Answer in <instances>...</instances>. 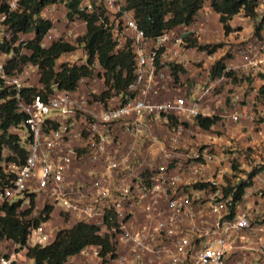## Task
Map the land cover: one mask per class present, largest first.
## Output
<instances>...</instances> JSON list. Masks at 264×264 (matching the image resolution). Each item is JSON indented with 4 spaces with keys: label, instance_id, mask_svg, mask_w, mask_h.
Returning <instances> with one entry per match:
<instances>
[{
    "label": "built area",
    "instance_id": "built-area-1",
    "mask_svg": "<svg viewBox=\"0 0 264 264\" xmlns=\"http://www.w3.org/2000/svg\"><path fill=\"white\" fill-rule=\"evenodd\" d=\"M19 2L7 0L8 13L18 12ZM68 2H75L76 10L86 15L98 9L104 11L108 19L105 27L116 41V48L120 46L119 36H124V42L126 39L130 41L135 78L124 97L112 91L111 97L105 101L106 106L92 99L94 104L90 106L94 105L97 111L86 114L85 96L74 97L79 86L75 92L54 87L46 100L36 96L27 101L20 95L25 86L16 77L6 76L0 62V80L5 87L16 91V109L25 115L19 128L12 132L18 135L20 144L26 150L22 162L8 150L0 152V207L19 204L18 210L23 211L29 208L30 197L33 196L35 208L29 219L46 206L53 209L47 220L31 225L23 244L9 239L0 240V264H17L30 248L53 243L57 233L53 232V228L60 230L76 223L93 225L98 228L99 236H109L115 257H106L107 264H148L149 259L153 262L151 264H254L245 256L235 258L238 251L244 250L237 245L244 238V232L254 230L264 235V225L255 227L248 215L236 214L238 205L253 183L245 189L234 217L228 219L231 199L223 196V188L235 185L224 183L229 171L228 157H223L221 161L211 153L210 147L201 145L199 140L195 143L193 140L190 150L178 147L182 133L188 130L189 124L194 125L196 117H210L204 115L200 108L210 90L216 84L232 79L222 74L213 81L209 80L207 88L196 85L191 100L186 95H180L163 103H152L149 97L156 92L158 84L166 90L176 84L171 75L172 67L188 70L186 54L194 48L184 50V38L190 34L197 38L196 34H175L170 30L157 38H146L133 14L126 10L127 0H64L48 6L49 13L59 5L65 9L66 17ZM256 3V18L261 16V21L264 18V0H256ZM208 8L203 7L197 15ZM8 13L0 14V45L10 42L13 37L7 22ZM41 18L51 21L53 26L56 22L53 15ZM254 27L252 44L239 51L244 63L227 67V70L241 69L252 72L251 75L256 72L264 74V26L259 36L254 35ZM250 28L251 25L245 32ZM232 29L229 34L241 30L237 27ZM53 31L56 32L54 27L43 38L42 48H48L60 39V33L54 34ZM220 32L222 36L229 35H224L222 26ZM21 35L27 34H18L15 46L25 43L20 39ZM219 49L208 57L215 56L221 51ZM101 76L103 78V73ZM237 100L238 96L233 95L230 102L235 105ZM168 116L177 121L172 129L168 127ZM151 117L164 123L169 132L165 139H149L158 153L156 159L139 162L133 146L122 155L110 150L117 141V127L121 132L137 138ZM229 118L239 121L241 114L232 112ZM260 136L264 138V132ZM77 162L93 166L87 183L78 184L70 179V170ZM214 162H218L219 166L206 179L205 173ZM196 183H207L208 187L194 190L192 187ZM200 198L206 201L197 204ZM37 200H40L41 207H38ZM36 208H39L37 214ZM137 211L143 214L144 224L134 228L133 217ZM109 214L114 220L110 228L105 223ZM42 217L45 218V214ZM53 217L58 218V224L51 223ZM98 251L99 248L94 247L92 254L100 260ZM256 261L257 264H264L263 246L258 250Z\"/></svg>",
    "mask_w": 264,
    "mask_h": 264
},
{
    "label": "trees",
    "instance_id": "trees-1",
    "mask_svg": "<svg viewBox=\"0 0 264 264\" xmlns=\"http://www.w3.org/2000/svg\"><path fill=\"white\" fill-rule=\"evenodd\" d=\"M64 0H20L18 12L8 13L7 0H0V14L8 13V23L12 29L13 37L10 42L0 45V52L11 57L3 63L5 75L17 76L23 72L26 65L37 68L38 83L40 88L25 87L20 95L27 101L39 96L46 100L47 96L56 87L58 90L75 92L82 79L94 76V65L98 64L103 70V84L107 88L100 95L91 94L94 101L101 102L111 97V92L126 95V89L134 81L135 65L130 41L126 39L122 50H116V41L113 40L109 29L105 27L108 19L104 11L98 9L96 12L86 15L76 10L75 2L66 3L68 22L80 20L85 24V33L75 40V44L58 39L48 48H42L41 42L47 33L53 28V23L41 18L42 11L58 2ZM204 0H127L125 8L133 14L138 28L144 36L149 39L159 37L163 32L173 30L178 26H189L194 23L197 13L203 8ZM256 0H211L209 8L218 14V22L222 26L224 35H228L233 29L230 26L232 18L240 13L249 19H256ZM264 26V18L254 27V35L259 36ZM18 34H33V38L25 43L15 46ZM186 48H194L208 55L215 53L222 44H200L193 34L184 38ZM83 47L86 61L82 65L63 63L57 69V61L64 55L76 51L77 46ZM25 49L27 54H23ZM179 73L184 74L179 67L171 68L174 82L179 80ZM224 74L227 78L236 80L233 71L227 70L225 58L216 61L209 70L208 78L215 80ZM264 95V88L261 89ZM16 91L12 87H5L0 80V152L8 150L15 154L22 162L25 159L26 150L20 144L19 137L12 132L19 128L25 120V115L16 109ZM220 121V117L213 115L204 117L199 115L194 120V125L203 131H210ZM177 121L168 116V127L172 129ZM233 171L238 166H232ZM264 171V166L252 169L245 180H240L234 186L223 188V196L230 197L228 208V219L235 215L236 206L241 202L245 189L250 187L253 179ZM207 183H196L194 190H204ZM19 204L0 207V240L9 239L23 244L28 229L32 224L37 225L48 219L52 207L46 206L39 214L30 218L35 208V199L30 197L28 209L18 210ZM45 214V218L42 217ZM107 227L114 224L112 214L106 217ZM98 228L93 225L76 223L69 228L57 231L53 243L44 247L30 248L26 257L32 264H68L69 260L80 254L88 247H98V257L101 264H107L106 257H115L114 247L110 243L109 236H99Z\"/></svg>",
    "mask_w": 264,
    "mask_h": 264
},
{
    "label": "rangeland",
    "instance_id": "rangeland-1",
    "mask_svg": "<svg viewBox=\"0 0 264 264\" xmlns=\"http://www.w3.org/2000/svg\"><path fill=\"white\" fill-rule=\"evenodd\" d=\"M210 2V0H204L203 7L207 9ZM64 12L65 9L62 6L57 5L55 6V10L49 13V15H53V17L56 19V22L54 23L56 32L53 31L52 33L56 34L58 32L60 33L58 38H61L65 41L68 40L67 42L71 41V43L75 44V40L85 33V26L80 20H77L78 23L76 25H71V22L65 21L66 17L64 16ZM205 13H207V10L203 12V15ZM240 17H243L242 14ZM260 17L261 16L258 15V18L250 19L248 21V23H250L249 25H251V28L249 31L245 32L242 38L243 40L236 37L234 38L235 42L228 43L222 40V31L220 32L218 30H214V32L210 36L211 38H208V33L206 35L202 29V22L204 21H202V19H195L193 26L197 27L201 35L207 36V38L202 39V42L210 41L207 42L210 44L221 43L222 46L219 49L221 51L217 52L215 56L209 58L208 56L210 55H207L206 53L201 54V51L190 49V51H188V53L186 54L188 59V70L185 71L183 69L184 74L179 75V82L176 84H172L169 91L175 93L176 97H180V95H186V97L191 100L193 89L197 87L196 85H199L203 88H207L209 86L210 81L208 79V72L215 61L224 57L227 67L231 68L243 64L244 59L239 51L240 49L249 47L252 44V40L254 39V36L252 35L254 27L253 25L259 22V20L261 19ZM240 29H242L241 26ZM31 37L32 34L21 35L20 39H23L24 42H26L30 40ZM118 38L120 39V41L118 42L120 43V46L116 48V50L120 51L123 49V45L125 43L123 39L124 36H119ZM193 38L196 37L193 35ZM183 49H187L185 45L183 46ZM22 53L27 54V51L23 49ZM8 56H11V54ZM5 61L6 60L3 56V53L0 52V62L4 63ZM85 61L86 55L83 51V47L78 45L75 52L64 54L57 61L56 67L58 69L59 65L63 63L82 65L85 63ZM235 71L233 72L236 75V80L222 81L221 83L216 84L210 90V95L203 101L204 105H208L210 111L213 113L212 115L222 116H219L220 121L210 131H203L200 128H195V126H192L194 130L192 132H189L190 136L193 135L190 141H192V139H194V143L200 141L201 145H205L211 148L212 154L216 156H218L219 154L224 157H228L226 162L229 167V171L226 173L227 176L224 177V183L227 184H236L240 180H245L247 178V174L251 172L252 169L264 166V158H260V155L254 154V151L252 150V148H249V146H247V148L244 146L245 142H250L252 140V138L247 135V129L251 130V128H253V133H256L260 130H263L264 132V128L261 129V127H258L260 123L264 122V116L262 114L264 113V111L262 110L264 109V95L261 93V89L264 88V74L261 72H256V74L252 76V72L250 71H243L241 69ZM102 73V69L97 64H95L94 76L90 79H83L79 85V92L81 91V93H77L76 95H74V97L81 98L82 91L84 92L83 96H85V99L87 101V104L85 105L86 108H88L91 104H94V101L89 94L92 93L94 95H99L105 90L102 81L103 78L101 76ZM14 77L19 79V82L25 87L40 88V85L38 83V71L34 66L26 65L23 69V72ZM172 89H177V92H174V90ZM233 95L238 96V100L235 105H232L230 102V99ZM236 111L241 114V119L239 121H233L231 120V118H228V116L231 115L232 112ZM78 113L81 112L78 111ZM245 113L249 114L245 115ZM184 126H187V124H184ZM227 127L230 129H236L238 135L240 134L242 137L246 136L247 140H242L238 135L235 136L234 134H228V132L226 131ZM212 136L214 138H221V145L219 147V150L215 148V146H213V144L211 143ZM194 147L196 146L194 145ZM218 151H220V153H218ZM234 165L238 166L237 171L232 170V166ZM88 180L89 179H87L86 181L88 182ZM205 197L206 195L204 196V198ZM200 201L204 203L206 200H202V198H200L196 203L198 204ZM37 205L38 207H41L40 200H37ZM36 209L37 210L35 212L37 214L39 208ZM51 223L53 225L58 224V218L53 217ZM58 230L59 229L57 228H53L54 233H56V231ZM17 264H32V262L26 256H24V258L19 260Z\"/></svg>",
    "mask_w": 264,
    "mask_h": 264
},
{
    "label": "crops",
    "instance_id": "crops-1",
    "mask_svg": "<svg viewBox=\"0 0 264 264\" xmlns=\"http://www.w3.org/2000/svg\"><path fill=\"white\" fill-rule=\"evenodd\" d=\"M48 8L44 9L42 11L41 16L42 17H48L49 16ZM65 15V12H64ZM241 13L237 16L233 17L230 21V26L232 28H236L241 26V30L237 31V33L229 34L228 36H223L222 40L228 42H235L234 38L238 37L241 38L243 36V33L245 30L249 28L248 19L245 17H240ZM243 16V15H242ZM218 14L212 12L211 10H207V13L197 15L195 19H202V29L207 35L208 38H211L210 36L214 32V30L220 31L221 26L218 22ZM216 21V22H215ZM78 22H74L71 25H76ZM216 23V24H214ZM83 24V23H82ZM55 27V26H53ZM85 28V27H84ZM175 34H184L188 35L190 33L196 34L198 41L201 43L203 38H207L206 35H201L197 29V27L193 26V24L189 26H178L172 30ZM234 35H237L236 37ZM222 36V35H221ZM71 42V41H70ZM210 41L202 42L207 43ZM190 51V50H188ZM187 51V53H188ZM203 54V53H201ZM5 60L9 59L11 56L3 54ZM253 76V75H252ZM170 90V89H169ZM169 90H166L164 87L160 86L159 84L156 87V92L149 97L150 102L152 103H163L166 101H169L173 99L175 96V93L170 92ZM174 92H177L176 89H173ZM81 93L79 92V89L74 94ZM84 92L82 91V96ZM172 95V96H171ZM201 110L204 112V115L206 116H212V112L210 111L208 105H204V103L201 104ZM86 114H90L91 111H97V108L95 106H89L88 108H85ZM264 111V109H262ZM247 112V111H246ZM228 113V112H223ZM249 113H245V115H248ZM264 116V113H262ZM220 116V115H219ZM227 116V114H226ZM225 116V117H226ZM222 117V116H220ZM230 115L228 116V118ZM227 118V117H226ZM192 126H195L193 124L188 125V130L182 133L181 138L178 143V147L180 150H186L193 144V140H191V137L193 135H189V132H192L194 128ZM258 127H261V129L264 128V122L260 123ZM195 128H198L195 126ZM214 126L212 127V129ZM211 129V130H212ZM228 134H234L235 136L238 135L236 129L234 128H228L227 130ZM263 132V130H260L256 133H253V128L251 130L247 129V135H249L252 140L250 142H245L244 146L247 148H252L254 151V154L260 155V158H264V138L260 136V133ZM117 141L113 143L110 147V150H113L119 154H125L129 150L130 147L135 148V157L139 162L146 163L151 162L154 159H156L158 153L155 150L154 146L150 144V138L151 137H158L165 139L169 132L167 131L166 125L162 123L160 120L156 119L155 117H151L149 121H146L145 126L143 128V131L140 133V135L137 138H133L132 136L121 132L119 128H116L115 132ZM239 138L242 140H247L246 136L242 137L240 134L238 135ZM212 141L211 143L215 148L219 150V147L221 145V138H214L211 137ZM220 153V151H218ZM218 157L221 161H223L222 155L218 154ZM258 158V157H256ZM219 164L218 162H214L209 165L205 177L206 179H209L211 175L214 173V171L218 168ZM93 171V166L90 165L87 162H77L71 168L70 170V179L78 184L87 182L86 180L90 178L91 172ZM236 214H246L254 221V225L261 226L264 225V172H261L258 174V176L253 180V185L247 190V194L245 198H243L242 202L238 205ZM144 224V216L141 213V211H137L133 217V226L134 228H139ZM243 239H241L237 245L238 247H243L244 250L238 251L235 255L236 259L241 258L242 256H245L246 259L254 264H257L258 261H256L258 256V250L261 246L264 248V235L256 232V231H248L243 233ZM94 250V247H88L84 249L80 254L72 257L68 264H101L100 260L93 256L92 252ZM148 264H151L152 260L149 259L147 261ZM153 263V262H152Z\"/></svg>",
    "mask_w": 264,
    "mask_h": 264
}]
</instances>
